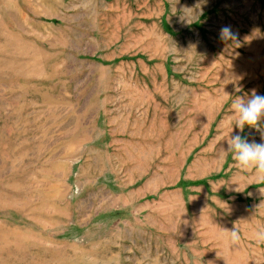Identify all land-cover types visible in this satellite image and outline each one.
<instances>
[{"label":"rangeland","instance_id":"rangeland-1","mask_svg":"<svg viewBox=\"0 0 264 264\" xmlns=\"http://www.w3.org/2000/svg\"><path fill=\"white\" fill-rule=\"evenodd\" d=\"M253 90L264 0H0V264H264Z\"/></svg>","mask_w":264,"mask_h":264},{"label":"clouds","instance_id":"clouds-1","mask_svg":"<svg viewBox=\"0 0 264 264\" xmlns=\"http://www.w3.org/2000/svg\"><path fill=\"white\" fill-rule=\"evenodd\" d=\"M221 40H235L236 34L230 26H223L220 29ZM227 95V94H226ZM232 119L234 125L241 132L245 126L257 127L261 119H264V95H258L255 90L252 91L250 97L237 96L231 103ZM233 127L231 128V132ZM230 132V133H231ZM264 139V135H262ZM227 140V149L221 150L222 155L231 153L234 167L241 173L252 174L260 183L264 184V143H249L247 139L241 135L229 136ZM236 191H241L238 187ZM262 194L264 189L260 188ZM230 244L236 246L240 242V234L235 229L228 231ZM254 239L258 244L264 243V230L254 234Z\"/></svg>","mask_w":264,"mask_h":264}]
</instances>
